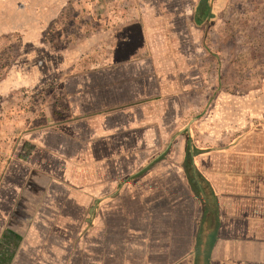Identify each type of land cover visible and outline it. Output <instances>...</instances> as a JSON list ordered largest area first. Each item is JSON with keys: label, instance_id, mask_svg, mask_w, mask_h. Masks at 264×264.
Returning <instances> with one entry per match:
<instances>
[{"label": "crops", "instance_id": "obj_1", "mask_svg": "<svg viewBox=\"0 0 264 264\" xmlns=\"http://www.w3.org/2000/svg\"><path fill=\"white\" fill-rule=\"evenodd\" d=\"M22 1L38 19L35 33L71 2L85 9L99 40L82 43L91 51L77 59L85 66L75 71L79 79H68V118L18 139L9 157L24 168L18 184L5 188L7 164L0 174V264H195L204 257L203 231L214 228L208 264H264V121L243 123L240 133L228 123L227 143L173 153L184 145L182 119L190 110L202 113L210 97L194 124L210 146L216 140L215 81L229 80L236 66L216 58L218 48L205 37L210 17L220 19L221 1L195 0L201 13L189 11V0H180L181 11L155 9L169 0ZM178 21L189 41H153L166 27L182 33ZM260 66L262 75L264 60ZM167 113L179 115L175 128ZM158 147L163 151L150 155Z\"/></svg>", "mask_w": 264, "mask_h": 264}, {"label": "rangeland", "instance_id": "obj_2", "mask_svg": "<svg viewBox=\"0 0 264 264\" xmlns=\"http://www.w3.org/2000/svg\"><path fill=\"white\" fill-rule=\"evenodd\" d=\"M40 1L42 0H32L30 5H39ZM207 1L209 0H206L205 3ZM220 1L219 9L216 12L220 15V19L216 22L215 15L213 18L210 17L211 22L207 27L209 35L206 34L205 37H207L208 43L213 42V49L218 48L213 53L216 58L235 59V72L228 73L229 80L215 81L216 140L215 143H212L213 146H210V142L205 141L198 134L197 125L194 124L197 120L199 122L204 118L212 97L207 99L208 104L202 113L190 110V106L195 105V98L186 99L189 104L187 109L190 111L180 123L181 129L185 127L187 129L178 134L184 138V145L173 148V153L177 155L188 153L190 146L195 151L198 148L217 147L227 143L233 135V133L228 134V123H232L231 131L240 133L243 123L257 121L260 124V121H264V114L262 115L259 111L261 102L264 101V97L263 99L259 97V91L264 85V81H261L264 74H260L262 68L260 64L264 60V50L261 48V40L264 36V0ZM147 4L149 6L150 2ZM152 4L150 5L153 6ZM184 4L180 0L178 2L169 0L166 5L156 2L154 6L159 11L165 9L181 11ZM25 5L22 0H0V174L5 172V169L9 173L8 178L5 179V183H7L5 188L8 189L11 184H18L21 172L24 171L19 163L18 165L15 160L10 162L9 159V157H14L18 149V139L27 132H35L45 125L52 124L53 121H63L68 118L67 105L70 101L68 93L71 89L73 90V82L68 79H79L80 76L75 74V71L84 70L85 66L84 62L79 61L80 59L77 61V59L91 51L87 50V44H83V47L82 43L89 38L99 40L98 36L91 33L89 29L92 23L88 17L83 16L84 8L79 7V11L70 2L60 17L54 21L50 20L42 27L40 33H35L38 19L29 12V9L26 12ZM187 8L189 11L194 9L196 13H201V8H198L195 0H189ZM47 20L45 19V21ZM219 21H222V24H219ZM94 25V27L98 26V24ZM175 27V31H185L180 21L176 23ZM169 31V28L166 27L162 32L153 34V41L157 43L163 42V40L179 42L186 36V41H189L188 30L186 34L182 32L176 35ZM218 31H221L220 34ZM136 44L137 41L133 42L134 46ZM128 45V43L123 44L124 47L131 48ZM248 91L256 93V96L251 97ZM170 116L173 121L172 126L175 128L177 125L175 119L179 115L167 113L166 118L170 120ZM208 116L209 114L206 115L203 122H206ZM142 136L144 135L140 132V137ZM50 144L52 145V142ZM140 148L142 150L140 157H145L143 150L146 148L142 146ZM162 151L163 147H158L149 153L153 155ZM68 152L69 154L73 153L71 148L66 146L65 153L68 154ZM173 165L175 166V164ZM164 169L169 170L167 167ZM176 169V167L170 168V176H173ZM200 169L205 173L208 171L205 165ZM161 170L163 171V168ZM158 179L155 176L154 181L156 180L157 184L163 181L162 178ZM175 180L171 181L175 183ZM185 180L189 185L192 183L189 176ZM150 183L153 182L150 180ZM200 183L205 197L210 199L211 191L207 184L202 181ZM2 191L8 194L4 188ZM182 194L184 195V193ZM189 201L193 200L187 199L188 208H191ZM187 215L189 216L191 213H187ZM215 235V228L208 233L203 231L202 237L205 239L206 245L201 251L204 253V257L196 260L195 264H208L211 242ZM197 248L199 249V245Z\"/></svg>", "mask_w": 264, "mask_h": 264}]
</instances>
